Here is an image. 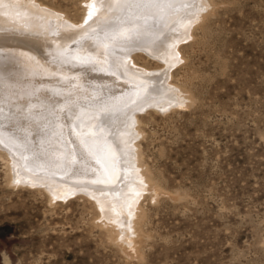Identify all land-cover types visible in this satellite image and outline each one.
I'll list each match as a JSON object with an SVG mask.
<instances>
[{
	"label": "rangeland",
	"instance_id": "rangeland-1",
	"mask_svg": "<svg viewBox=\"0 0 264 264\" xmlns=\"http://www.w3.org/2000/svg\"><path fill=\"white\" fill-rule=\"evenodd\" d=\"M86 1L30 9L80 22ZM203 13L171 68L136 54L142 70L170 71L178 94L139 114L138 213L116 205L122 224H110L97 179L67 198L17 182L0 145V264H264V0Z\"/></svg>",
	"mask_w": 264,
	"mask_h": 264
},
{
	"label": "bare ground",
	"instance_id": "bare-ground-1",
	"mask_svg": "<svg viewBox=\"0 0 264 264\" xmlns=\"http://www.w3.org/2000/svg\"><path fill=\"white\" fill-rule=\"evenodd\" d=\"M211 5L88 0L76 22L31 11L36 0H0V145L14 161L16 181L67 198L86 193V182L97 179L109 191L100 193V209L110 224H122L116 205L136 215L146 180L139 114L178 95L170 71L142 70L136 54H152L171 68L179 43Z\"/></svg>",
	"mask_w": 264,
	"mask_h": 264
}]
</instances>
